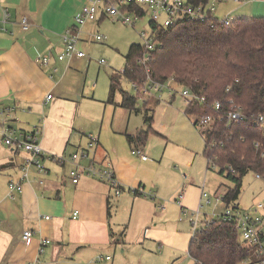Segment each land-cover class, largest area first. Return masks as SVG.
<instances>
[{"label": "crops", "instance_id": "1", "mask_svg": "<svg viewBox=\"0 0 264 264\" xmlns=\"http://www.w3.org/2000/svg\"><path fill=\"white\" fill-rule=\"evenodd\" d=\"M89 1L0 0L1 117L15 130L40 129L39 139L46 152L42 159L49 168L44 174L31 167L23 192L10 198L9 182L21 180L20 164L27 153L10 148V155L7 152L0 158V264H123L122 254L126 251L128 235L116 238L124 223H117L114 219H130V224L145 219L143 224H150L155 219H169L171 210L178 215L179 210L182 213L186 208L183 194L178 199L179 189L186 170L182 169L191 170L192 161H185L181 167L177 163L172 165L170 156L166 157L176 130L195 133L183 114L185 105L180 94L172 95L165 88L161 99L153 97L144 107L138 105L137 110H132L120 105L122 93L118 96L116 93L115 102L108 101L110 76L116 70L109 74L108 94H99L97 84L94 87L88 85L81 77V69L89 63L85 56L71 60L57 57L58 51L64 50L62 33L75 23L76 12ZM210 1L216 7L214 14L218 18L264 16V0ZM24 16L30 20L28 29L22 25ZM107 17L101 12L98 21ZM84 33L88 34L85 28ZM81 40L78 48H81ZM48 52L53 58L49 64L41 66L37 58ZM172 85L179 90L178 84L172 81ZM48 94L52 97L47 98ZM177 99L181 106H177ZM156 103H162L163 114L158 126H155L150 112L160 106ZM19 114L28 116V120L18 121ZM145 130L169 140L166 150L148 148L149 134L144 141L135 138ZM90 134L98 137L91 155L113 167L117 181L124 188L120 194L115 193L110 183L89 176H82L78 183H73L70 177L73 163L59 162L54 158L87 147ZM130 136L134 138L130 139ZM136 147H140L149 158L135 155L132 150ZM199 151L200 148L188 149L194 157ZM254 177L257 179L252 188L255 204L249 208L264 216V207L255 210L257 203H264V180L256 174ZM187 181L183 179V183ZM230 185L231 182H221L218 194H224ZM132 186L154 192L155 197L135 192L136 188ZM203 186L205 183L199 186L201 193ZM240 196L237 203L243 209ZM128 204H131V211L123 217L122 208L124 210ZM113 205L115 214L111 210ZM76 210L78 214L74 216ZM219 215L214 213L205 221ZM26 229L35 232L29 244L23 239ZM147 234L145 230L144 238ZM43 239L48 243L40 252ZM258 261L257 256L251 255L243 264H259Z\"/></svg>", "mask_w": 264, "mask_h": 264}, {"label": "trees", "instance_id": "2", "mask_svg": "<svg viewBox=\"0 0 264 264\" xmlns=\"http://www.w3.org/2000/svg\"><path fill=\"white\" fill-rule=\"evenodd\" d=\"M231 20L226 25L211 18L181 19L160 28L150 22L159 43L150 51L149 66L153 79L164 82L172 78L179 86H188L206 97V103L189 107L186 112L217 117L205 138L204 154L208 169L213 168L212 159L218 173L231 181L222 197L227 206L238 210L243 177L253 171L264 178V120H260L264 115V16ZM145 54L144 44H131L123 70L111 73L109 102H115L123 79L141 83L148 78L145 65L139 62ZM120 91V105L137 110L138 94ZM230 99L242 107L245 118L227 128L219 116H225L230 109ZM216 101L221 103L219 110L215 108ZM149 132L140 131L135 138L144 141ZM188 252L201 264H243L253 255L252 248L240 239L234 222L220 215L196 230Z\"/></svg>", "mask_w": 264, "mask_h": 264}, {"label": "built area", "instance_id": "3", "mask_svg": "<svg viewBox=\"0 0 264 264\" xmlns=\"http://www.w3.org/2000/svg\"><path fill=\"white\" fill-rule=\"evenodd\" d=\"M108 16H116L120 18L124 23L135 25L136 21L142 18L144 15H149L150 22H152L155 27H168L175 24L181 19H193V20H206L208 18L217 19L220 23L230 24L232 20L228 17L218 18L215 16V5L211 1L209 3H192L189 0H90L88 4L81 7L75 14V23L68 27L62 33V39L64 41V50L57 55L59 60H71L72 58H81L85 56V53L78 48V42L81 40V31L84 24L88 21L95 20L97 18V13L100 11ZM22 25L24 29H28L30 25V20L28 16L22 18ZM213 25V24H212ZM156 28L151 27V32L146 38L144 43L146 47V54L142 57L139 62L146 67L148 73V78L143 82H130V85L135 90L139 97L144 98L145 103L153 97L161 99L162 92L166 88L173 95L179 93L183 99V103L187 108L193 107L195 105H203L206 103V97L199 92L188 86H180L177 90L176 87L172 85V78L166 81H158L151 77V68L149 61L151 60L150 51L154 50L158 45V37L156 33ZM145 34V32H143ZM97 41L106 40L105 35L97 34L95 36ZM53 56L51 52L46 53L43 56H39L37 61L41 66H46L50 63ZM105 59H101L100 62H105ZM174 82V81H173ZM52 94H48L47 98H51ZM229 102L232 103L230 109L225 114V116L220 115V120H225L227 123V128H230L232 123L240 122L245 118L242 111V107L235 104L233 99ZM216 110L221 108L220 101L215 103ZM3 114L0 111V137L8 147H10L15 152H25L27 156L23 158L20 168L23 171V176L20 181L9 182V197L14 198L16 193H21L24 190V181L28 180L29 171L31 167H35L39 173L47 174L49 168L43 163V157L46 156L41 141H40V129L36 128L33 131H19L11 128L6 124L5 118L1 117ZM192 118L194 125L201 132V134L206 138L208 133H210L216 122L217 117L212 114H189ZM260 120H264V115L260 116ZM98 144V137L90 134V141L87 147L81 148L74 152L70 156L57 155L54 157L59 162L70 161L73 163V167L70 169V177L73 183H78L82 176H89L100 181H106L110 183L111 187L114 189L116 194H120L123 191V187L117 181L115 176V171L110 164H103L97 161L91 155V149ZM216 142L212 143L215 145ZM135 155L140 156L143 159H148L149 156L140 148L136 147L132 150ZM82 160H87V163L83 164ZM211 163L213 168L216 167L212 159ZM257 177L262 178L260 174H256ZM186 177V173H184ZM43 183V180H40ZM135 192H140L145 196L155 197V193L146 191L143 187H138ZM182 194H180V197ZM221 200L224 202L222 195H220ZM180 202V200H178ZM211 196L205 190L202 191L200 197V204L197 210L192 211V227L194 233L196 230L208 223L205 221L203 224L198 223L200 218L201 208L206 204H211ZM225 204V202H224ZM226 205V204H225ZM264 207V203H257L255 210L258 211ZM183 213L186 212V208H183ZM78 211L74 212V216H77ZM223 219L234 222L236 230L242 239V241L253 250V255L257 256L259 259V264H264V216L251 213L250 211L238 209H233L232 206H227L225 211L220 214ZM50 218V216H46ZM34 230L26 229L23 233V239L26 243H30L33 236ZM48 243L47 239L41 241L40 252L43 250V246ZM110 258V256H107ZM250 256L244 261H249ZM201 264V263H196Z\"/></svg>", "mask_w": 264, "mask_h": 264}, {"label": "rangeland", "instance_id": "4", "mask_svg": "<svg viewBox=\"0 0 264 264\" xmlns=\"http://www.w3.org/2000/svg\"><path fill=\"white\" fill-rule=\"evenodd\" d=\"M100 13L101 9L98 11L95 20L88 21L82 27L80 34L82 40L79 44L81 48L79 49L85 53V59L89 63L86 68L81 69V77L88 85L90 84L94 87V84H97L99 94L103 92L108 94L109 74L113 70H121L125 66V56L129 47L132 43L136 42L144 44L151 32V26L148 14L136 21L135 25H132L124 23L116 16H108L99 22ZM84 28L88 34L84 33ZM97 34L105 35L107 39L97 41L95 40ZM59 52L61 51H58V54ZM102 58L106 61L100 62ZM121 89L136 94L130 82L125 79L121 81ZM120 90L118 89L116 92L117 96L121 94ZM143 99L142 97L138 99L140 107H144L146 104ZM175 102L177 106L182 105L178 99ZM156 105L160 106H155L150 112L154 118V123H156L155 126H158L163 117L162 103H156ZM185 109L183 114L193 126L195 133L190 134L185 129H178L175 131L174 138L169 143V140L160 137L154 132H149L147 147L152 146L158 151H163L164 149L166 150V146L169 143L167 148L168 155L166 157L170 156L172 165L177 163L182 167L185 161H192L191 170L187 168L182 169V171L186 169L185 173L188 175L186 174V177L182 178L179 189V192L183 194V204L186 207V212L181 213V210H179L180 214L177 215L176 212L171 210L168 215L169 219L165 217L155 219L150 224L148 222L143 224L145 219L134 220L131 224L130 219H114L117 223H124L121 231L116 233V238H120V236L123 238L128 235L126 239L128 240L126 251L125 254H122L123 264H196V261L188 252V247L194 234L190 217H192V211L197 210L200 204L201 189L199 186L205 183L203 190L208 192L212 199L211 204H206L201 208L200 218L198 219L199 224H203L205 220H209L214 213L222 214L226 209V205L219 198L218 192L221 189L218 191L217 188L221 182L228 184L231 181H228L226 177L222 178L221 174L218 173L217 167L207 169L208 158L202 151L205 145L204 136L194 125L191 116L188 115ZM25 120H28V116L23 115L22 117L19 114L18 121L24 122ZM178 126L181 127L182 124L179 123ZM190 148H200L201 151L194 157L193 154H189L188 152ZM11 151L10 147L3 143L0 137V158L7 152L10 155ZM76 151L78 150L73 151V153ZM73 153H67L66 156H70ZM165 169L173 175L171 171H168L167 167ZM255 174V172L250 171L243 177V187L240 196L243 210L250 211L251 213H256L249 208L252 204H255L252 193L253 184L257 182V179L254 177ZM183 179L185 181L188 180L186 184L183 183ZM262 179L264 180V178ZM132 188H138V186H132ZM111 210L115 214L116 208L114 205ZM130 211L131 204H128L124 210L122 208V216L124 217L125 214H129ZM145 230L148 233L146 238H144Z\"/></svg>", "mask_w": 264, "mask_h": 264}]
</instances>
